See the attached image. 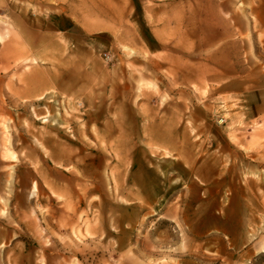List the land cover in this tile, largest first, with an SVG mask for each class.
Here are the masks:
<instances>
[{"label": "rangeland", "instance_id": "374dc122", "mask_svg": "<svg viewBox=\"0 0 264 264\" xmlns=\"http://www.w3.org/2000/svg\"><path fill=\"white\" fill-rule=\"evenodd\" d=\"M0 264H264V0H0Z\"/></svg>", "mask_w": 264, "mask_h": 264}]
</instances>
